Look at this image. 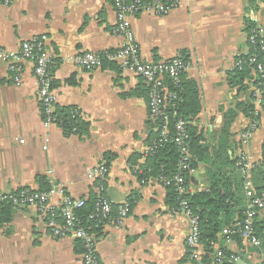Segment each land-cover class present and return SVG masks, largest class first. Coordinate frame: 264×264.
Instances as JSON below:
<instances>
[{"label": "crops", "instance_id": "obj_1", "mask_svg": "<svg viewBox=\"0 0 264 264\" xmlns=\"http://www.w3.org/2000/svg\"><path fill=\"white\" fill-rule=\"evenodd\" d=\"M130 23L145 63L177 56L188 61L182 80L196 84L202 105L191 124L204 133L211 152L228 114L236 112L230 155L236 161L241 154L248 155L254 186L262 167L264 114L243 145L240 135L254 120L247 108H257L252 97L256 76L252 73L242 84L236 83L233 70L250 54V26H264V0H181L167 15L143 12ZM115 24L114 0L0 3V47L16 51L33 37H45L54 56L56 110L76 108L88 124L83 135L66 136L56 125L45 129L33 62L23 63L20 86L0 63V192L42 191L44 178L46 190L63 188L86 200V209L93 208L100 195L98 184L104 186L101 195L115 207L129 202L131 210L122 228L104 226L96 233L100 264H215L217 249L238 254L240 264H264L262 245L253 247L245 239L241 244L233 238L227 242L223 234L221 246L210 251L200 245L192 258L188 218L172 213L169 191L160 179L140 180L145 151L156 136L149 87L115 62L86 70L65 61L76 54L116 50L123 38L113 33ZM100 166L107 168L106 178L90 177ZM206 190V169L201 166L188 191ZM243 197L248 205L244 187ZM60 202V196L51 199L57 206ZM6 213L0 208V264H83V247L72 238H55L38 210L13 208L8 222ZM256 222L264 227V210Z\"/></svg>", "mask_w": 264, "mask_h": 264}, {"label": "built area", "instance_id": "obj_2", "mask_svg": "<svg viewBox=\"0 0 264 264\" xmlns=\"http://www.w3.org/2000/svg\"><path fill=\"white\" fill-rule=\"evenodd\" d=\"M16 0H0L5 6L14 4ZM181 0H171L170 3H163L161 0L144 2L142 0H114L116 11V24L113 33L123 38L122 44L114 51H106L102 54L91 52L67 56L65 61L74 66L86 69H101L105 61L118 63L127 71L140 76L149 87V112L156 125L158 139L153 140L146 149L144 157L153 156L157 150L170 140L171 115L167 112L169 106L176 99L173 90L180 88L182 75L189 68V63L181 56L168 61L145 63L140 55L139 44L130 23L132 17L140 13H151L155 15H167L179 6ZM250 47L249 59L238 61L234 68L242 69L245 64L253 69L258 78V84L253 89L252 97L256 105L254 120L248 130L240 137L243 145H247L252 134L258 127V119L261 117L264 102L262 94L264 90V62L260 57L264 54V26L254 23L249 28L247 36ZM29 61L34 64V75L38 82L39 104L42 110L43 126L49 129L51 126H58L56 117V96L54 94V56L46 48L45 37H33L25 41L16 51H10L0 47V63L7 66L10 78L17 86L22 83L23 63ZM188 123L179 119L175 124L173 142L186 152V140L189 138L187 132ZM187 157L183 158L186 161ZM237 167L242 171L245 182V194L248 199L247 210L243 221L233 228H225L222 234L229 242L234 236L245 239L253 247H259L261 240L254 229V220L259 211L264 210V194L257 195L250 176V158L243 153L237 160ZM108 170L100 166L94 170L92 176L101 180L106 178ZM164 186L174 184L179 196L187 194L185 179L177 176L174 181L160 178ZM99 197L97 198L92 212L88 214V223H93L96 229L104 226L122 228L126 218L129 216L131 204L129 202L115 207L114 204L101 194L104 186L98 184ZM55 196L61 197L57 206L51 203ZM0 205H10L13 208H33L46 217L47 224L53 236L58 239L72 238L79 241L83 247V264H100L97 252V237L95 232L86 228L78 216V212L86 207V200L76 199L67 194L65 189L53 187L46 191H34L22 189L14 193L0 192ZM172 213H181L189 220V235L187 246L191 250L192 258L197 257V250L200 247L201 230L199 217L196 216L186 200H181L178 209ZM241 257L235 253L225 252L217 249L215 253V264H240Z\"/></svg>", "mask_w": 264, "mask_h": 264}, {"label": "trees", "instance_id": "obj_3", "mask_svg": "<svg viewBox=\"0 0 264 264\" xmlns=\"http://www.w3.org/2000/svg\"><path fill=\"white\" fill-rule=\"evenodd\" d=\"M142 1L150 2L152 0ZM161 1L165 4L171 2V0ZM248 59L249 56H243L238 61H247ZM260 61L264 62V54L261 55ZM252 73L253 69L247 64L242 69L234 68L233 80L242 84ZM73 83L74 80L69 82V84ZM257 84L258 78L255 85ZM56 86L57 84L54 80L53 88H56ZM173 91L176 93V99L167 110L171 115L170 140L160 147L153 156L146 157L147 161L140 169V180L146 182L150 179L165 178L169 181H174L177 176L184 177L187 194L179 196L176 187L171 184L167 186L169 191L168 202L174 209H178L181 200H186L189 203L193 213L199 217L200 243L205 249L212 251L216 244L222 245L224 241V238H221L223 230L225 228H233L243 221L247 209V201L243 197L245 178L240 168L237 167V161L230 155V152H232L230 128L232 120L236 117V112L231 111L228 114L227 122L217 134L219 138L218 146L211 152L205 143L204 133L191 124L202 111L200 94L196 84L192 81L182 80L180 88ZM262 99L264 102V90ZM247 111L250 113L251 118L254 119V108L248 106ZM262 114H264V108L262 109ZM55 115L58 120V126L66 136L83 135L88 132V124L83 121L76 108H60L56 110ZM179 119L188 123L187 132L189 138L186 140L185 153L182 148L173 142L175 124ZM158 137L159 135L156 131V136L153 140L158 139ZM184 157H187L186 161H183ZM261 165L258 177L253 179L257 195L264 194V146ZM201 166L206 169L207 190L192 194L188 191V188L191 186L194 173ZM41 181L44 186L42 191H46L49 188V184L46 183L44 178ZM0 208L2 213L7 212L8 218L6 222L10 221L13 207L0 205ZM92 210L93 208H85L78 212V216L86 228H89L91 232L97 233L100 229H96L93 223H88L87 217ZM254 229L261 240L262 248H264V227L256 222V218L254 220ZM234 239L238 240L240 244L243 241L239 236H234ZM77 242L80 246V242Z\"/></svg>", "mask_w": 264, "mask_h": 264}]
</instances>
